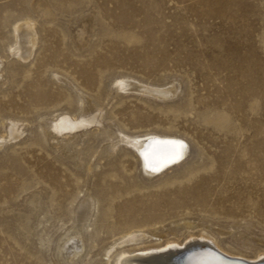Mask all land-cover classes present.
I'll return each instance as SVG.
<instances>
[{
	"label": "rangeland",
	"instance_id": "374dc122",
	"mask_svg": "<svg viewBox=\"0 0 264 264\" xmlns=\"http://www.w3.org/2000/svg\"><path fill=\"white\" fill-rule=\"evenodd\" d=\"M37 1L48 2L55 17H43ZM249 2L262 13L264 24V0ZM214 4L0 0V131L1 120L26 125L0 147V264H118L121 252H155L198 234H208L220 247L247 258L264 253V133L257 135L254 127L261 106L251 112L243 103L245 116L242 110L221 106L239 124L237 131H220L203 121L220 101L215 87H223L213 81L205 90L204 84V72L210 69L203 68L202 51L212 42ZM25 21L34 23L38 41L24 59L13 51V28ZM80 28L87 35L77 43ZM55 72L103 106L111 129L181 136L187 145L182 161L146 176L132 148L121 144L110 156H92L99 162L89 173L85 151L91 136L83 141L81 164L59 153L41 124L44 118L74 112L78 105L74 88L56 81ZM122 79L177 84L178 91L168 98L147 91L110 94L111 85ZM224 158L229 165H219L217 160ZM240 161L242 170L235 178L223 185L215 180L217 171L228 172ZM87 193L96 203L82 247L68 263L57 261L54 241L69 227ZM24 221L26 230L21 228ZM140 229L152 236L117 245L106 257L121 235ZM75 242L78 238L72 237L64 244V255Z\"/></svg>",
	"mask_w": 264,
	"mask_h": 264
},
{
	"label": "bare ground",
	"instance_id": "6f19581e",
	"mask_svg": "<svg viewBox=\"0 0 264 264\" xmlns=\"http://www.w3.org/2000/svg\"><path fill=\"white\" fill-rule=\"evenodd\" d=\"M35 6L43 17L52 19L56 15L55 10L48 2L37 1ZM214 12V19L217 22H215L214 29H212V42L210 48L205 47L202 51L205 62L203 68L210 69V72H204V84L207 86L205 90L213 85V81H218L223 87H215L214 92L220 98V101L214 103V108L205 114L203 121L220 131H237L239 124L221 106H227L229 109L239 112L242 110V116L246 114L243 112V103H247L251 112L257 111L261 106V111H257L258 116L254 119V127L258 130L256 134L262 135L264 133V24L259 19L262 13H258L252 8L249 0H215ZM86 35L85 29L80 28L75 34V42H84ZM126 39L131 40L132 37H126ZM13 41L15 43L13 51L21 58H27L38 41L34 23L25 21L17 24L13 28ZM207 43L204 44L207 45ZM1 61L2 57L0 56V77L2 75ZM7 72L12 73L11 70H7ZM53 78L56 81L67 82L74 88L78 107L72 113L65 112L61 116L57 114L50 118H44L41 131L55 143L59 153H64L70 159L74 158L73 161L76 159L78 164H81L84 154L82 152L83 141L86 137L91 136L92 141L85 151V154L90 158V161L85 165V171L90 173L91 169L99 162L96 160H100L101 155L109 154L108 156H110L121 144L132 148L141 171L146 176L159 175L182 161L187 145L181 136L151 131L126 134L118 129L113 130L108 126L110 121L104 115L101 104L91 100L88 95L75 88L59 73L55 72ZM113 90L147 91L168 98L167 96L177 93L178 86L177 84L167 86L143 85L128 79H122L111 85L110 94H113ZM111 96L110 98H112ZM1 126L0 147L8 139L18 137L26 125L24 126L23 121L9 124L8 121L1 120ZM102 142L107 143L101 145ZM97 154L96 160L93 161L94 158L91 160L92 156H97ZM249 161L254 160H246V162ZM217 162L219 165L227 166L230 164V160L225 158L218 159ZM251 169L254 168L251 167ZM241 170L242 162L240 161L234 168L231 167L228 172L217 171L215 180L223 185L229 179L235 178V175L239 174ZM88 193L86 198L83 197L85 198L84 201L81 204L79 203L80 207L78 210L76 209L77 212L74 213L69 227L61 235H58L54 241L53 254L57 261L68 263L75 258L82 247V235L86 230L96 203L92 195H88ZM29 203L33 204V200L30 199ZM25 224V221L22 225L19 223L23 229L26 228ZM186 226L189 228L190 224L187 223ZM151 236V234L141 229L123 234L107 251L106 257L117 245L137 242ZM72 237H77L78 242H75V247L71 249L69 255H64V244ZM194 248L196 250L189 252L185 256L186 258L184 257L182 264H243L236 260L248 263L264 261L263 252L255 253L253 258H247L240 253L220 247L213 237L208 234H198L196 238H189L181 245L166 243L155 252H121L118 257V264H176L175 257L186 250ZM214 251L220 253L221 256L233 258V260L222 258Z\"/></svg>",
	"mask_w": 264,
	"mask_h": 264
},
{
	"label": "water",
	"instance_id": "95a60500",
	"mask_svg": "<svg viewBox=\"0 0 264 264\" xmlns=\"http://www.w3.org/2000/svg\"><path fill=\"white\" fill-rule=\"evenodd\" d=\"M194 250H196V249H195V248H194V249H189V250H186V251L180 253V254L178 255V257H175V258H174V260L176 261V264H182L183 261H184V259L186 258L185 256H187V254H188L189 252L194 251ZM214 252H216V251H214ZM216 253H217V255H219V256L222 257V258L233 260V258H229V257L221 256L220 253H218V252H216ZM184 257H185V258H184ZM235 260H236V259H235ZM236 261H240V262L243 263V264H264V261H263V262H260V263H248V262H246V261H242V260H236Z\"/></svg>",
	"mask_w": 264,
	"mask_h": 264
}]
</instances>
